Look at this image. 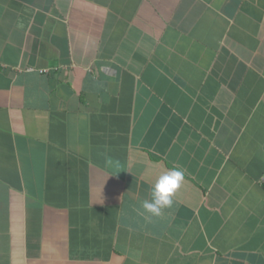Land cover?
Here are the masks:
<instances>
[{
	"label": "crops",
	"instance_id": "1",
	"mask_svg": "<svg viewBox=\"0 0 264 264\" xmlns=\"http://www.w3.org/2000/svg\"><path fill=\"white\" fill-rule=\"evenodd\" d=\"M0 264H264V0H0Z\"/></svg>",
	"mask_w": 264,
	"mask_h": 264
},
{
	"label": "clouds",
	"instance_id": "2",
	"mask_svg": "<svg viewBox=\"0 0 264 264\" xmlns=\"http://www.w3.org/2000/svg\"><path fill=\"white\" fill-rule=\"evenodd\" d=\"M184 181L185 172L181 168L173 167L162 173L151 188V200L143 202V209L152 216H160L162 210L172 207L174 194Z\"/></svg>",
	"mask_w": 264,
	"mask_h": 264
}]
</instances>
